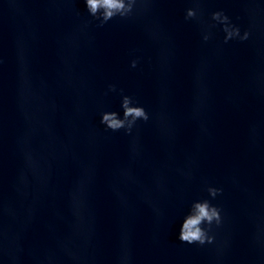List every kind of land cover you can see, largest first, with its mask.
<instances>
[{"label":"clouds","instance_id":"obj_1","mask_svg":"<svg viewBox=\"0 0 264 264\" xmlns=\"http://www.w3.org/2000/svg\"><path fill=\"white\" fill-rule=\"evenodd\" d=\"M84 2L89 15L99 22V27H103L116 17H120L121 19L132 17L135 11L140 10L136 7L138 4L146 5L150 3V0H84ZM195 19H198V9H186L185 20ZM211 20L215 22L211 27H215L216 24L222 26V31L225 33V43L237 38L241 41L248 39L249 33L245 31L243 35H241L240 28L231 22L229 16L226 15L223 10L213 12L211 14ZM202 38L207 42L210 39V33L205 32ZM137 64L138 60L133 59L130 66L135 68ZM109 91H116V86L109 85ZM122 91L123 90H121V92ZM137 103L138 102L135 101L133 97L122 95V117L116 111H106L101 114L100 123L104 125L107 130L116 132L123 129L126 134H131L137 121L147 122L149 120V114L144 107L134 106ZM207 192L209 196L214 199L222 193V189L209 186ZM221 211L220 208L213 205L208 199L194 201L188 214L185 215L182 220L178 239L187 244H212L215 237L210 233L214 225L219 227L222 224Z\"/></svg>","mask_w":264,"mask_h":264}]
</instances>
